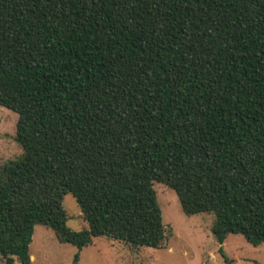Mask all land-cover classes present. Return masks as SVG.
Listing matches in <instances>:
<instances>
[{"label": "trees", "instance_id": "trees-1", "mask_svg": "<svg viewBox=\"0 0 264 264\" xmlns=\"http://www.w3.org/2000/svg\"><path fill=\"white\" fill-rule=\"evenodd\" d=\"M0 258L31 264L35 225L160 248L153 182L182 212L264 242V0H0ZM70 193L86 227L66 225Z\"/></svg>", "mask_w": 264, "mask_h": 264}, {"label": "rangeland", "instance_id": "rangeland-1", "mask_svg": "<svg viewBox=\"0 0 264 264\" xmlns=\"http://www.w3.org/2000/svg\"><path fill=\"white\" fill-rule=\"evenodd\" d=\"M17 115L0 106V164L17 158L22 150L14 139ZM168 237L160 248H131L122 241L94 237L79 251V264H225L218 243L211 233L212 214L185 215L175 193L167 186L153 182ZM67 221L75 231L86 227L73 196L62 198ZM222 249L234 264H264V242L253 246L240 234H227ZM31 264H72L76 247L59 242L53 231L35 225L28 247ZM0 264L1 258H0Z\"/></svg>", "mask_w": 264, "mask_h": 264}]
</instances>
